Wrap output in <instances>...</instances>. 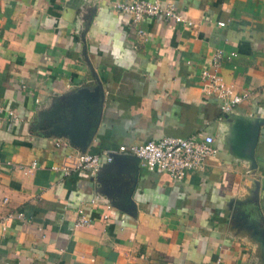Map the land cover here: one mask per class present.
<instances>
[{"label": "crops", "instance_id": "obj_1", "mask_svg": "<svg viewBox=\"0 0 264 264\" xmlns=\"http://www.w3.org/2000/svg\"><path fill=\"white\" fill-rule=\"evenodd\" d=\"M118 1L133 0H0V218L25 215L0 229V264H264V0H158L191 25L134 24ZM218 48L237 54L222 78L250 95L227 114L200 79ZM256 121L253 164L238 147ZM199 132L216 152L183 180L129 155L52 168Z\"/></svg>", "mask_w": 264, "mask_h": 264}, {"label": "built area", "instance_id": "obj_2", "mask_svg": "<svg viewBox=\"0 0 264 264\" xmlns=\"http://www.w3.org/2000/svg\"><path fill=\"white\" fill-rule=\"evenodd\" d=\"M113 9L128 15L134 24L139 23L145 17L157 15H163L178 23L185 22L188 25L192 23L179 14L172 4L162 5L158 0L118 1L114 3ZM224 24L222 21L218 22L219 26H224ZM138 32L142 34L141 29H138ZM236 55L235 52L227 53L218 48L209 57L210 68L203 69L200 73L202 89L217 100L223 114L231 112L235 106L250 96L247 91L235 90L220 74L221 61L223 59L230 60ZM57 145L60 143L57 142ZM215 152L214 138L209 134L199 132L188 137L165 136L139 144H122L117 149L104 150L101 153L68 154L60 165L52 168L60 171L64 176L74 170H87L93 174L99 170L102 160L111 163L116 155H129L134 157L141 167L149 171L165 173L173 179L183 180L189 171L201 169L205 159ZM36 165L37 162L32 160L26 169L34 168ZM3 203L7 207L10 206L7 197H4ZM106 207L109 209L110 205H106ZM79 213L75 224L78 226L89 225L91 220L83 214L82 210H79ZM13 219L25 220V215L21 211L9 209L0 218V229L4 230L8 222ZM26 221L30 220L27 218Z\"/></svg>", "mask_w": 264, "mask_h": 264}, {"label": "water", "instance_id": "obj_3", "mask_svg": "<svg viewBox=\"0 0 264 264\" xmlns=\"http://www.w3.org/2000/svg\"><path fill=\"white\" fill-rule=\"evenodd\" d=\"M91 94L92 93L87 94V91L85 88L79 89L76 92V95L74 96L73 103H72V110H73V113H75L74 116L76 115V111L78 109V104H79L80 98H84V97L86 98L88 95L90 98H92L91 96H93V95H91ZM77 123H78V121L72 120V122H70L69 126L67 127V132L69 133L70 138L73 139L74 141H75L76 137H78L77 133L74 131V124L78 125ZM259 127H260V122L256 121L255 123H253V125L251 126V128L248 131L245 129H243V130L240 129V134L243 137V142L238 147L240 149V152H241L240 154H242L245 157H247L248 159H250V161L253 164H255L254 152H255V146H256V143L258 140L259 129H260ZM86 136H88V137H85V138L88 139L89 135L87 134ZM81 138L83 139V137H81ZM120 157H122V155H116L114 160L116 158H120Z\"/></svg>", "mask_w": 264, "mask_h": 264}]
</instances>
